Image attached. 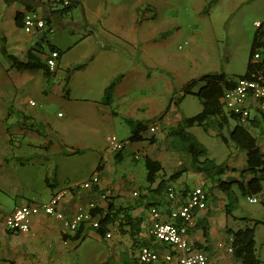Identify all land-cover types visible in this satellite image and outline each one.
<instances>
[{"label":"rangeland","instance_id":"obj_1","mask_svg":"<svg viewBox=\"0 0 264 264\" xmlns=\"http://www.w3.org/2000/svg\"><path fill=\"white\" fill-rule=\"evenodd\" d=\"M80 1L84 7L73 11V22H65L63 27L53 25L45 35L65 52L57 60L61 76L55 85L42 81L32 87L30 79L18 86L11 84L13 77L7 73L10 63L0 52V224L22 198L41 201L43 196L46 200L51 187L45 178L49 176L56 183V169L59 182L66 178L78 184L88 181L99 159L108 153V136L115 135L129 144L131 127L124 117L158 128L155 123L168 115V111L186 119L197 116L202 111L201 101L185 94L187 85L197 81L193 90L196 94L204 87L203 79L207 76L225 74L232 81L244 77L259 28L257 24L264 22V0H215L213 4L212 0ZM209 3L211 6L206 12ZM28 36L37 40L34 35ZM42 45L47 51V44ZM105 46L111 49H104ZM92 55H99L92 65L75 70L80 65H88ZM26 74L37 77V73ZM18 75L15 81L20 80ZM120 75L124 77L115 81L110 103L102 102L105 89ZM20 95V108L24 98L34 100L37 105V117L26 127L41 131L44 136L16 132L15 142L21 141L24 146L7 150L9 156L15 152L16 158L4 161L7 121L4 113L8 105L5 100ZM112 111L118 116L111 115ZM23 115L14 110L13 123L16 119L24 122ZM231 125L235 127L233 120ZM150 128L148 136L155 133ZM187 131L205 146L207 159L224 167V173L214 181L227 186L223 193L230 205L228 210L235 216L246 219L255 216L262 221L264 191L255 196L256 203H250L240 189L242 178L222 179L228 171H233L232 163L237 169L245 166L239 163L240 150L237 152L232 143L226 145L222 141L224 135L220 139L207 126H194ZM225 135L231 142L228 129ZM171 138L172 144L180 147L179 140ZM50 144L52 148L46 150L44 146ZM140 167L146 176L144 162ZM118 169L113 174L116 181L122 173ZM109 171L112 175V168ZM139 179L130 190H143L145 179L141 175ZM257 238L260 250L264 236L259 234ZM83 252L95 259L101 257L90 238Z\"/></svg>","mask_w":264,"mask_h":264},{"label":"crops","instance_id":"obj_2","mask_svg":"<svg viewBox=\"0 0 264 264\" xmlns=\"http://www.w3.org/2000/svg\"><path fill=\"white\" fill-rule=\"evenodd\" d=\"M27 5H30L33 7L34 11L42 15L47 13L46 7L39 0H0L1 54V49L4 46L6 47L7 52L13 55L17 60L26 62L28 56L31 55V52L36 53V51H42L40 52L42 54L41 61L45 62L50 54L48 46H46L48 48L46 51L44 49L45 46L42 45L45 42L47 45L53 46L61 53V57H63L65 52L53 45L45 36L37 37V40H35L26 35L23 29L16 24L17 13L24 14ZM78 7H84V4L80 1L75 8L63 15L53 12H51V14L47 13V15H49L48 22L50 29H53V25L55 27L56 25L63 27L65 22H73V11ZM84 20L88 23L86 16H84ZM104 49L111 48L105 46ZM99 55L89 56L88 65H80L75 68V70L80 71L86 67L88 68L89 65L93 64L95 59H98ZM6 59L9 61L8 58ZM9 63L10 70H8L7 73L9 76L13 77L11 84H14L15 86H18L21 83L24 84L29 79L32 83V87H34L35 82L41 83L42 81L50 82V85L53 86L61 76V65L57 72L48 79L44 76L42 71H20L12 66L11 61H9ZM26 72L37 73L39 79L36 77V80L34 75L26 74ZM16 74H19L18 76L20 80L18 81H15ZM122 77L124 76H117L115 80L109 83L108 88L111 84H114L115 88V81L120 78L122 79ZM241 77L242 76H239V78ZM237 80H234V82ZM26 86H29V83H27ZM106 90L107 88L104 91V96L101 100L102 102H105ZM44 92L46 93L45 90ZM20 97L21 95L11 98L5 97V102L8 105L5 106L4 113L7 120L5 126V140H3V143L6 145V150L3 149L6 155L4 161L14 160L16 158L15 152H12L9 156L7 150L15 148L17 145L20 149L24 146L21 141L20 143L15 142L13 135L16 132H20L21 135L33 133L36 136H44V133L41 131L26 127L30 122L33 124V118L37 117L35 116L37 115L35 111L37 105L33 106L30 104L31 101H35L31 99L28 100L27 98L21 99L20 108ZM170 106L171 105L169 104L167 111L170 109ZM14 110L21 111V113L24 114V122L20 119H16L17 122L13 123ZM111 115L114 117L118 116V114L113 111L111 112ZM184 119L186 118L178 117L177 115L174 116L171 111H168V115L159 120L158 123H155L158 125V128L156 127V131L153 135L148 136L149 128L153 125H150V127L145 126L146 129L145 132L142 133V140L131 141L130 136L128 140L129 144L127 145L126 143L125 150L119 155L113 154L108 150V153L99 159L92 172V175L97 172L100 174L101 184L99 190L92 192L75 191L64 202L62 209L67 217L74 216L80 207H85L89 202H95L99 206L102 215L109 214L111 216V224L108 226L106 233L110 234L112 236L111 238L100 236L95 230L88 226H85L79 233H70L64 229L59 221L45 214H40L34 217L31 230L28 234H13L5 228V217L2 224H0V264H138V256L142 247H150L163 257L171 250L167 245L157 241L151 235L150 229L152 218L150 215V209L152 207L158 208L162 213L163 220L170 221L171 212L182 206L187 201L190 192L197 187H201L207 192L208 208L196 212L194 223L189 228L187 236L189 243L196 250L205 253L210 258L209 264H242L237 260L234 252L230 253L228 251L232 246L230 231H238L246 226H252V223L247 225L242 221L245 217L235 216L234 212H228L230 205L228 204L227 196L223 193L226 192L224 189H226L227 186L223 183L219 185L217 181H211L207 179L203 173L193 169L190 166L189 155L182 152L179 146L176 148V146L172 144L173 139L169 134V130L176 127ZM232 120L236 125L237 121L233 116V119L229 120L230 125L223 129L208 126L209 132H214L219 138L220 135H224L223 137L226 138L225 131L228 129V132H231L234 128L231 125ZM136 121L141 122L137 119ZM21 125H23V127H21ZM33 126L35 125H32V127ZM245 128L257 140L259 149L263 153L264 118L257 111H254L251 120ZM160 132H162V134H160L162 135V138L158 136V133ZM51 146L52 144L44 146V148L50 150L52 148ZM103 151L106 152V149ZM236 151L238 152L239 149ZM179 152L181 154H179ZM19 158L20 157L16 160H19ZM238 159H240L239 163H245V166H243V168L241 167V169H237V167L232 166V163L230 166L235 170L228 171V174L224 175L222 179H233L234 181H238L236 179L242 178L243 186L245 187L253 178V174L250 172L242 174V171L247 169V154L239 151ZM147 160L158 163L162 168V171L158 174L156 183L152 185H149L147 182ZM141 162H144L147 171L146 176L140 167ZM187 165L189 166L187 167ZM182 167H185V172L180 170ZM110 168H112V175H110ZM118 168L122 169V173L120 174L118 181H116L113 174L119 172ZM123 169H127V171L125 170L126 172H124ZM56 171L57 169L54 174L56 183L51 182L49 176H46L45 178L46 184L48 187H51V191L48 193V198L46 200H44L43 196L41 201L22 198L21 202L17 203L11 213L23 203H48L53 194L60 189L68 186L74 187L80 185L76 182L70 181L69 178H66L67 180L65 181L63 180L59 182L60 175H56ZM176 173H181V175L175 180L170 181L169 179ZM140 175L141 178L144 177L146 186H143V190H130L133 187V184L136 185L139 182ZM161 181H165L167 187L172 188L175 191V199H169L168 192L165 190H158L157 192L156 189ZM105 193L108 194L107 200H103L101 197V195ZM245 197L250 199L255 196ZM254 217L255 216H250L249 219L258 221V219ZM262 221H264V219ZM205 233H207V235ZM263 233L264 226L262 225L256 229L255 234L256 250L261 262L263 259L260 256V252L263 251L262 255L264 256V239L261 240L262 247L259 250L257 237H259V234L264 236ZM89 238L94 241L96 252H99L101 256L100 259H95L93 256L83 252V248L86 246ZM101 247L103 250L100 251ZM263 263L264 262H262V264Z\"/></svg>","mask_w":264,"mask_h":264},{"label":"built area","instance_id":"obj_3","mask_svg":"<svg viewBox=\"0 0 264 264\" xmlns=\"http://www.w3.org/2000/svg\"><path fill=\"white\" fill-rule=\"evenodd\" d=\"M46 7V12H58L69 8L72 0H39ZM40 14L36 11H28L23 14V31L28 35L36 37L45 36L50 29L48 23L49 15ZM261 24V23H260ZM257 24V27L260 26ZM60 58L58 51H50L45 63L52 73L57 72V60ZM260 54H256L253 63H259ZM252 78H239L233 88L225 90L221 98L224 109L236 118L239 124L246 126L252 118V113L257 111L264 118V74L255 72ZM35 106V102H30ZM61 116V115H60ZM156 127H151L150 132L154 133ZM108 150L112 153H121L126 148V143L120 141L115 135L107 137ZM100 174L97 172L83 184L74 187H65L53 194L50 201L44 204L23 203L11 214L6 216L4 225L7 231L13 234H28L32 227L35 216L45 214L59 221L64 229L70 233H77L82 225L91 227L97 231L100 228L99 215L95 214L100 210L95 202H89L85 207H80L76 214L67 217L62 209L64 202L73 192L95 191L100 188ZM137 195V194H135ZM107 200L108 194L101 195ZM169 199L176 198L172 188L168 190ZM251 203H256L255 197L250 198ZM208 208V194L201 188L193 189L187 201L170 214V221H164L161 211L152 207L150 209L151 235L159 242L167 245L171 251L163 257L150 247H142L138 256V264H209L210 258L203 252L196 250L188 241V232L194 223L197 211ZM106 234V238H111ZM233 253L232 246L228 249Z\"/></svg>","mask_w":264,"mask_h":264},{"label":"trees","instance_id":"obj_4","mask_svg":"<svg viewBox=\"0 0 264 264\" xmlns=\"http://www.w3.org/2000/svg\"><path fill=\"white\" fill-rule=\"evenodd\" d=\"M215 3V0L211 1V4ZM79 4L78 1L72 0V4L69 8L58 12L60 15L68 13ZM210 3L205 8H210ZM34 11L30 5L26 6V12ZM23 13H17L16 24L23 29L22 23ZM49 23V22H48ZM50 51H57L53 46L47 45ZM2 54L12 62V66L20 71H42L44 76L50 79L55 73H52L47 67L46 63L41 61V53L31 52L26 62L17 60L13 55L7 52L6 47H2ZM59 52V51H58ZM256 54H260L261 60L259 63H253V58ZM61 57V53L59 52ZM255 72H262L264 74V22L260 24L257 34L253 40L251 48L250 60L247 67V73L241 78H252V74ZM197 81L191 82L185 89L186 95H193L198 97L201 101L202 111L195 117L184 119L176 127L169 130L170 136L177 138L180 142V150L190 157L191 167L201 173H203L207 179L214 181L218 176L224 173V167L216 164L214 161L207 159V149L205 146L187 129L194 126H211L223 129L229 124V120L233 119V116L228 113L221 104V98L225 90L233 88L235 82L229 81L225 74L207 76L203 79L204 87H202L198 93H194L193 90L197 85ZM114 84L106 90L105 101L110 103L113 93ZM126 123L131 127V141H140L145 132V125L142 122L134 121L129 118H124ZM231 142L228 138L222 137V141L227 144H234L241 152L247 154V169L242 171V174L250 172L253 174V178L244 187L240 185V189L244 196H257L263 192L264 183V152L259 149L257 140L248 132L244 125L237 124L230 132ZM122 153V152H121ZM118 155L120 153H117ZM119 161V160H118ZM146 167L148 170L147 182L149 185L155 184L158 178V174L162 171L161 166L158 163L150 160L146 161ZM235 169H233L234 171ZM181 175L176 173L170 178V181L175 180ZM167 183L161 181L158 190H165L168 192ZM231 213V211L228 210ZM100 220V228L96 231L100 236L106 237L108 226L111 224V216L109 214L102 215L101 210L96 211ZM243 222L252 223V226H246L238 231H230L232 238L231 245L234 251V255L238 261L242 264H262L259 259L256 250L255 234L256 229L259 226H264V221H254L243 218ZM85 225H82L77 233L81 232ZM91 228V227H90ZM207 235V233H205Z\"/></svg>","mask_w":264,"mask_h":264}]
</instances>
